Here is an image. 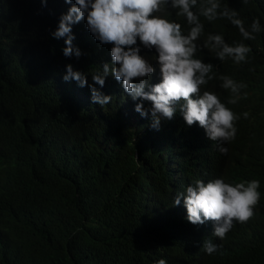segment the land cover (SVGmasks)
Returning a JSON list of instances; mask_svg holds the SVG:
<instances>
[{
    "label": "trees",
    "instance_id": "trees-1",
    "mask_svg": "<svg viewBox=\"0 0 264 264\" xmlns=\"http://www.w3.org/2000/svg\"><path fill=\"white\" fill-rule=\"evenodd\" d=\"M70 6L0 0V264H264V233L257 240L255 228H264V156L254 167L263 184L257 218L247 222L255 238L245 227L223 242L209 238L187 220L183 198L173 199L203 170L217 175L221 156L179 110L157 130L113 75L95 83L113 45L96 40L85 20L72 26L80 57H66L65 38L52 33ZM202 22L205 35L225 28L223 19ZM137 44L155 69L149 83L159 82L155 47ZM199 54L211 59L205 48ZM68 64L86 74V86L63 79ZM90 86L112 101L94 103ZM206 239L219 245L211 255Z\"/></svg>",
    "mask_w": 264,
    "mask_h": 264
},
{
    "label": "clouds",
    "instance_id": "clouds-1",
    "mask_svg": "<svg viewBox=\"0 0 264 264\" xmlns=\"http://www.w3.org/2000/svg\"><path fill=\"white\" fill-rule=\"evenodd\" d=\"M65 2L71 6L61 15L52 35L65 38L66 57H80L81 50L73 45L72 26L85 20L96 40L113 45L111 64L104 63L102 71L93 72L92 80L103 86L111 74L122 82L125 92L139 100L135 111L143 117L150 112L154 129H159L161 118L171 120L179 110L188 126L198 123L201 138L221 156L217 175L203 170L199 175L202 180L178 191L173 204L178 206L183 198L187 220L213 240L223 242L239 236V230L235 231L243 227L247 232L263 185L257 170L264 156V138L259 141L257 136L264 130V0L257 2L258 12L252 10L255 0ZM171 14L183 18L187 27L172 20ZM204 19H223L225 28L205 35ZM137 38L145 48L155 47L158 53L152 57L160 70L157 83H149L155 69L141 55ZM203 48L210 52V60L197 55ZM63 79L75 80L80 87L88 84L86 74L71 64L66 66ZM90 88L94 103L106 106L112 101L96 87ZM144 101L151 102L150 108L144 107ZM252 168L255 177H249ZM261 226H255L261 232V236L257 232V240L264 233ZM211 239L202 244L208 255L219 248ZM155 264H166V260L161 258Z\"/></svg>",
    "mask_w": 264,
    "mask_h": 264
}]
</instances>
